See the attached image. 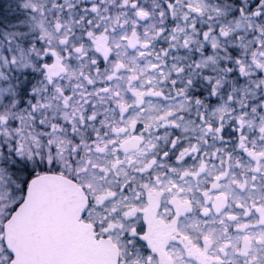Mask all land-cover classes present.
<instances>
[{
	"label": "snow or ice",
	"instance_id": "1",
	"mask_svg": "<svg viewBox=\"0 0 264 264\" xmlns=\"http://www.w3.org/2000/svg\"><path fill=\"white\" fill-rule=\"evenodd\" d=\"M0 264H264V0H0Z\"/></svg>",
	"mask_w": 264,
	"mask_h": 264
}]
</instances>
